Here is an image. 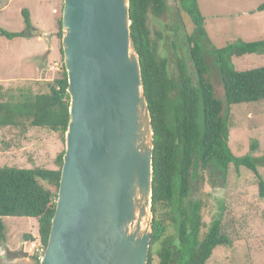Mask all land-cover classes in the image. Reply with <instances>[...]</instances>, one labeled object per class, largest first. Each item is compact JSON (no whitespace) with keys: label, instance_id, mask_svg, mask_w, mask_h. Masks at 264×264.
<instances>
[{"label":"trees","instance_id":"16d2710c","mask_svg":"<svg viewBox=\"0 0 264 264\" xmlns=\"http://www.w3.org/2000/svg\"><path fill=\"white\" fill-rule=\"evenodd\" d=\"M192 20L195 31L188 37L191 59L198 80L193 82L183 60L178 62V77L173 79L168 61L160 57L151 39L147 14L150 10L161 16L165 0H130L133 39L140 55L145 94L149 103L154 130L153 150V234L149 264H207L218 246H228L231 239L223 233L221 218L215 219L202 234L201 205L189 202L192 182L199 169H212L226 174L229 166L245 167L258 181L259 196L264 200V178L259 172L263 158L252 152L235 156L230 147V110L233 105L264 102V66L238 68L236 60L245 56L263 55L264 40L234 42L226 47L212 48L215 64L224 87L225 99L215 94L208 78L209 66L205 44L210 42L206 19L198 0H175ZM264 11V4L258 7ZM61 6L55 10L57 36L62 39ZM26 31L0 34L9 40L31 37L30 14L23 11ZM201 43V44H200ZM203 44V45H202ZM61 53L63 55L62 43ZM63 75L46 84V91L31 86L18 89L0 88V128L13 127L22 133L29 128H45L65 133L70 120L68 76ZM65 150L57 159V170L34 167H0V248L6 243L3 218H34L39 225L40 242L46 249L60 187ZM26 241L32 239L27 236ZM40 264L39 256L35 257ZM0 264L5 262L0 257Z\"/></svg>","mask_w":264,"mask_h":264},{"label":"water","instance_id":"95a60500","mask_svg":"<svg viewBox=\"0 0 264 264\" xmlns=\"http://www.w3.org/2000/svg\"><path fill=\"white\" fill-rule=\"evenodd\" d=\"M61 43L70 120L40 264H149L154 130L130 0H63Z\"/></svg>","mask_w":264,"mask_h":264},{"label":"rangeland","instance_id":"374dc122","mask_svg":"<svg viewBox=\"0 0 264 264\" xmlns=\"http://www.w3.org/2000/svg\"><path fill=\"white\" fill-rule=\"evenodd\" d=\"M52 0H0V28L7 32L26 31L23 11L32 21L28 30L33 37L12 40L0 34V88L18 89L31 86L35 91H46V84L63 75L61 40L57 36L56 17L51 13ZM63 0H54L55 8ZM166 9L161 16L152 10L147 14L151 39L157 45L160 57L167 59L169 74L178 77V62L183 60L194 83L197 70L191 59L188 37L195 26L175 0H165ZM206 19L210 39L205 44L209 66L208 78L215 94L225 99L222 80L215 64L212 48L220 49L234 42L264 40V11L257 9L264 0H198ZM7 6V7H6ZM55 18V20H54ZM38 26L40 28H38ZM38 28L42 40L37 34ZM55 30V35H51ZM238 68L264 66L263 55L245 56L236 60ZM230 143L232 153L243 157L252 152L257 159L264 157V102L233 105L230 110ZM65 150L61 132L45 128H29L22 133L13 127L0 128V167L30 169L42 167L57 170L56 159ZM264 178V164L259 165ZM189 202L201 205L202 234L217 218L222 220L223 233L231 239L228 246H218L207 264H264V200L259 196L258 181L245 167L229 166L224 175L212 169L200 168L192 182ZM6 243L4 247L19 248L25 245L28 259L16 264H36L41 246L39 225L34 218H3ZM27 236L32 239L26 241ZM40 245V246H39ZM4 247L0 248V255ZM6 262V261H5ZM154 264H158L156 258Z\"/></svg>","mask_w":264,"mask_h":264},{"label":"crops","instance_id":"0c3cea01","mask_svg":"<svg viewBox=\"0 0 264 264\" xmlns=\"http://www.w3.org/2000/svg\"><path fill=\"white\" fill-rule=\"evenodd\" d=\"M52 1H53V2L51 3V6H52L51 13H52V15L55 17V10H56V8H55L54 0H52ZM6 7H7V6H6ZM54 20H55V18H54ZM31 22H32V21H31ZM53 25H54V27H56V20H55V22H54ZM38 28H40V27L38 26ZM38 28H36V29H38ZM37 34H38V36H39V40H42V38L40 37L41 33H40L39 29H38ZM51 35H52V36L55 35V30H51ZM31 37H33V36H31ZM25 38H28V37H25ZM11 249H16V247H13V248H11Z\"/></svg>","mask_w":264,"mask_h":264},{"label":"built area","instance_id":"2783aa9c","mask_svg":"<svg viewBox=\"0 0 264 264\" xmlns=\"http://www.w3.org/2000/svg\"><path fill=\"white\" fill-rule=\"evenodd\" d=\"M39 246H40V245H39ZM45 250H46V249H44L43 246L41 245V246H40V249H39V253H40L39 259L42 258V256L44 255Z\"/></svg>","mask_w":264,"mask_h":264},{"label":"bare ground","instance_id":"6f19581e","mask_svg":"<svg viewBox=\"0 0 264 264\" xmlns=\"http://www.w3.org/2000/svg\"><path fill=\"white\" fill-rule=\"evenodd\" d=\"M201 44V43H200ZM203 45V44H202Z\"/></svg>","mask_w":264,"mask_h":264}]
</instances>
